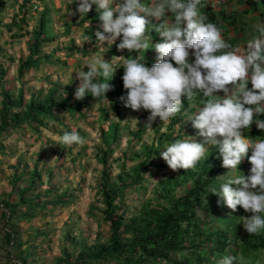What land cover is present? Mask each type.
I'll use <instances>...</instances> for the list:
<instances>
[{"label":"rangeland","instance_id":"374dc122","mask_svg":"<svg viewBox=\"0 0 264 264\" xmlns=\"http://www.w3.org/2000/svg\"><path fill=\"white\" fill-rule=\"evenodd\" d=\"M77 7L78 0H0V111L3 105L10 109L9 125L0 132V264H72L80 258L85 260L82 264H116L113 259H94L110 244L112 235L104 190L115 194L114 209L131 217L166 206L199 184L203 190L195 212L203 260L192 259V264H218L228 254H241L250 264H264V247L251 251L244 243L264 242V234L253 236L239 222V217L251 213L240 206L233 211L218 204L220 197L211 192L219 190L229 176L249 174L247 158L229 172L222 167L218 148L212 147L208 158L194 168L170 169L161 156L164 146L185 134L195 136L197 130L184 114L166 124L157 117L152 128H146L149 113L125 107L119 99L125 92L119 91L122 67L109 81L113 85L107 93L110 101L89 94L87 104L79 108L81 100L74 93L78 71L89 70L86 63L97 56L111 62L114 56L139 53L119 51L122 37L111 46L105 42L98 47L95 32L101 22L96 6L83 16ZM235 33L242 35L243 27ZM241 35L225 40L238 46ZM159 42L163 38L153 31L150 45ZM30 53L38 66L20 75L19 67ZM157 55L154 48L140 54L149 66L157 62ZM123 59L114 58L113 67ZM100 81L104 82L102 77ZM184 104L187 109L186 98ZM49 105L51 115H37L20 124L13 121L25 117L30 107L35 115ZM73 129L84 138L83 144L65 148L57 143L65 131ZM244 135L264 139V130L254 123ZM224 234L228 241L217 248L216 241Z\"/></svg>","mask_w":264,"mask_h":264},{"label":"clouds","instance_id":"9594fccd","mask_svg":"<svg viewBox=\"0 0 264 264\" xmlns=\"http://www.w3.org/2000/svg\"><path fill=\"white\" fill-rule=\"evenodd\" d=\"M209 2L215 7L212 0ZM94 5L101 22L95 32L97 46L105 42L111 46L122 37L118 50L137 51L139 55L114 56L111 62L104 55L93 58L85 64L88 71H78L75 99L91 94L96 100H109L107 93L113 89L109 81L116 68L122 67L125 92L119 99L125 107L149 113L146 128H152L157 117L166 124L184 114L197 130L195 136L185 134L164 146L161 156L170 169L194 168L208 158L212 147L218 148L222 167L229 172L248 159L249 174L240 171L229 176L219 190L211 192L220 197L218 204L233 211L240 206L251 213L239 217L249 234H264V139L244 135L254 123L264 130V119L260 118L264 116V25H254L257 34L245 45L236 46L227 42L223 28L202 12L204 0H78L76 11L83 16ZM153 31L163 42L150 45ZM150 48L158 54L151 66L140 56ZM114 58H124L123 63L113 67ZM57 143L71 147L83 144L84 138L73 129L65 131ZM218 264L250 262L241 254H228Z\"/></svg>","mask_w":264,"mask_h":264},{"label":"trees","instance_id":"16d2710c","mask_svg":"<svg viewBox=\"0 0 264 264\" xmlns=\"http://www.w3.org/2000/svg\"><path fill=\"white\" fill-rule=\"evenodd\" d=\"M33 57L34 55L30 53L20 65V75L25 69L38 66V62ZM123 89L122 85L119 91ZM111 93L113 94L110 95L113 96L114 92ZM88 99L90 98L86 96L81 100L79 108L86 105ZM50 105L39 108L35 115L32 114L34 108L30 107L25 117H16L13 121L20 124L31 121L37 115H51ZM9 111L8 105L2 106L0 132L9 125L6 123V115ZM202 190L203 185L199 184L187 194L171 199L166 206L154 207L131 217L117 212L113 206L115 194L112 195L111 189L104 190L103 196L107 203L106 219L112 228V235L110 244L98 252L94 259H113L116 264H192V259L203 260L199 258L202 243L199 240L201 227L195 212L197 199ZM127 237L130 240L125 241L124 238ZM227 241L226 234L218 238L217 248L224 247ZM244 243L249 245L247 250L251 251L264 247V242L249 244L245 241ZM177 253L183 255L181 260L172 258ZM84 261L80 258L79 262L72 264H82Z\"/></svg>","mask_w":264,"mask_h":264},{"label":"crops","instance_id":"0c3cea01","mask_svg":"<svg viewBox=\"0 0 264 264\" xmlns=\"http://www.w3.org/2000/svg\"><path fill=\"white\" fill-rule=\"evenodd\" d=\"M209 0H204L206 4L202 12L206 14L210 21L217 23L223 28L224 38L238 37L241 34L235 33L236 28L243 27L239 39V45L243 46L254 35V25H264V0H212L215 7H212ZM247 21V24L243 22ZM241 23V26L239 24Z\"/></svg>","mask_w":264,"mask_h":264}]
</instances>
